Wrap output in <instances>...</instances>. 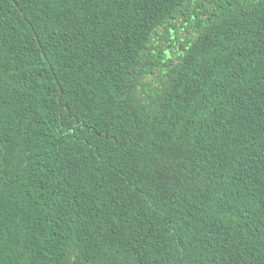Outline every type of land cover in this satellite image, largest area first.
<instances>
[{
    "label": "trees",
    "instance_id": "16d2710c",
    "mask_svg": "<svg viewBox=\"0 0 264 264\" xmlns=\"http://www.w3.org/2000/svg\"><path fill=\"white\" fill-rule=\"evenodd\" d=\"M0 147V264H264V0H0Z\"/></svg>",
    "mask_w": 264,
    "mask_h": 264
},
{
    "label": "snow or ice",
    "instance_id": "6c2138e0",
    "mask_svg": "<svg viewBox=\"0 0 264 264\" xmlns=\"http://www.w3.org/2000/svg\"><path fill=\"white\" fill-rule=\"evenodd\" d=\"M3 150V148L2 147H0V151H2Z\"/></svg>",
    "mask_w": 264,
    "mask_h": 264
},
{
    "label": "rangeland",
    "instance_id": "374dc122",
    "mask_svg": "<svg viewBox=\"0 0 264 264\" xmlns=\"http://www.w3.org/2000/svg\"><path fill=\"white\" fill-rule=\"evenodd\" d=\"M179 25H181V24H179ZM185 31L187 32L188 30H187V29H185Z\"/></svg>",
    "mask_w": 264,
    "mask_h": 264
}]
</instances>
